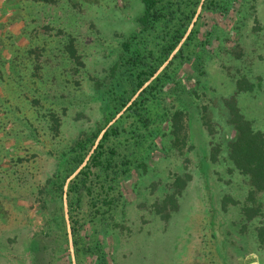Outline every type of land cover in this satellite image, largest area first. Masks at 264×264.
I'll list each match as a JSON object with an SVG mask.
<instances>
[{"label":"rangeland","instance_id":"374dc122","mask_svg":"<svg viewBox=\"0 0 264 264\" xmlns=\"http://www.w3.org/2000/svg\"><path fill=\"white\" fill-rule=\"evenodd\" d=\"M235 6L227 15L202 17L217 26L196 51L204 74H193L185 60L174 58L172 69L183 82L162 86L167 89L149 102L157 136L134 146L132 158L143 157L144 166L131 167L116 183L113 192H120L107 220L118 225L100 241L112 264H264V240L257 235L264 224V191L247 198L245 178L226 158L233 130L223 103L234 94L240 112L264 133V0H237ZM141 10V0H0V264H28L25 245L33 232L32 244L57 245L52 233L61 229L54 225L43 241L37 234L60 202L66 231L60 242L67 243L69 257L57 264H65L62 258L75 264L65 204L73 173L59 196L55 172L62 171L61 159L74 140L103 124L102 97L119 76L110 68L123 54V42L138 31ZM152 35H146L148 44L155 43ZM192 41L184 49L190 57ZM245 80L253 86L236 92L237 82ZM176 107L188 109L184 137L170 132L164 114ZM122 120L126 126L131 117ZM184 173L189 178L174 195L176 206L163 218L156 205L164 203L173 177ZM94 185L80 208L91 218L81 225L91 242V235L101 236L99 211L105 207ZM242 203L257 210L247 218ZM170 204L166 200L165 210ZM91 262L88 257L82 264Z\"/></svg>","mask_w":264,"mask_h":264},{"label":"trees","instance_id":"16d2710c","mask_svg":"<svg viewBox=\"0 0 264 264\" xmlns=\"http://www.w3.org/2000/svg\"><path fill=\"white\" fill-rule=\"evenodd\" d=\"M236 1L141 0L142 10L137 16L138 31L131 34L129 40L123 42V54L110 68L113 73L116 72L119 76L108 82V91L111 94L102 97L105 110L103 124L96 127L90 134L77 137L71 145V151L68 154L64 153L65 156L61 159L64 163L62 171L58 168L55 172L54 179L59 180L56 181L54 187L59 196L62 194L65 179L73 173L66 183L65 204L75 264H82V261L88 257L92 258L91 264H112L111 256L102 247L100 241L103 237L114 232L112 226L118 225L117 221L110 223L107 220V217L111 216L110 209L116 205L114 199L116 200V195L120 192L119 189H116L118 192H113L116 183H121L123 178L128 176L131 167L144 166L143 157L136 158L135 161L132 158V153L135 151L134 146H142L145 138L150 137L151 140L157 136V132L150 127L149 102L155 98L156 92L162 91L164 88L167 89L162 86H170L173 82L177 84L183 82L180 72L172 69L174 58L180 62L185 60L186 68L189 66V69L186 70L192 71L193 74H197L198 71L204 72L198 69L201 56L196 51L205 48L202 46H206L217 26L202 17L207 14L214 15V17L227 15L230 11L235 10ZM197 6H199L198 11ZM194 15L195 18L192 20ZM190 23L192 26L187 30ZM202 24L204 26H201ZM151 32H153L155 43L148 44L146 35ZM197 34H199V39H196ZM191 39L193 40L192 50H195L193 51L195 55L192 57L189 55L191 51L185 53L184 50ZM161 65L162 67L159 69ZM188 81L192 84L197 82L195 77ZM252 86L253 83H247L246 80L244 85L237 82L235 91L247 90ZM180 88L184 89L185 86L182 85ZM223 103L228 111L227 122L233 130V135L226 142V158L233 168L245 178L248 184L247 198L250 199L252 194L264 191V133L260 129L254 128L250 120L240 112L235 103L234 94L224 97ZM119 111L121 112L118 116L113 118ZM164 114L170 121V132L182 133L181 135L184 137L187 126L184 117L189 116L187 107H176L171 112ZM124 116L131 117L130 123L126 126L123 125L122 117ZM111 119L113 120L109 122ZM93 144L94 146L91 148ZM129 145H131L129 150L123 151V149L127 150ZM90 148L91 151L88 152ZM84 160L85 162L80 165ZM188 178L189 174L187 173L176 174L173 177L170 184L173 187L170 192H166L164 203L156 205V210L161 217L167 218L169 210L175 208L174 195L177 196ZM95 183H98L99 188L94 189L96 190L95 194L105 207L99 211V218L102 220L103 226L98 231L101 236L94 239L90 232L91 242L85 238L89 233H85L81 229V225H85L91 218L85 219L80 208L82 198L85 194L92 193ZM166 200L171 203L167 210L164 207ZM241 209L249 218L251 212L257 210V206L251 207L242 203ZM88 214L90 215L91 212ZM63 215L60 202L48 220L46 219V230H40L37 234L43 241L44 235H50L52 225L61 229V235L57 232L58 230L51 232L54 237L52 240L57 241L55 247H46L44 242L32 244L34 232L27 236L29 244L25 245V248L30 253L28 264H57L61 260V256L65 259L69 257L67 243L60 242L66 238ZM257 235L260 240H264V224L257 226ZM40 249H45L43 250L44 257L40 253ZM62 253L65 254L62 255ZM41 256L45 259L40 263L38 258L40 259ZM64 258L62 261L65 264H72L70 259L66 263Z\"/></svg>","mask_w":264,"mask_h":264}]
</instances>
